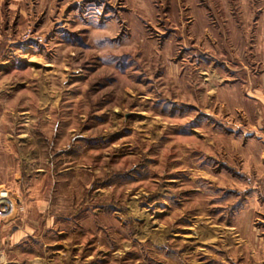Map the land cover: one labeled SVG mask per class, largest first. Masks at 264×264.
<instances>
[{
	"label": "rangeland",
	"instance_id": "obj_1",
	"mask_svg": "<svg viewBox=\"0 0 264 264\" xmlns=\"http://www.w3.org/2000/svg\"><path fill=\"white\" fill-rule=\"evenodd\" d=\"M72 1L0 44V245L12 222L53 264H262L199 204L223 92L264 68V0Z\"/></svg>",
	"mask_w": 264,
	"mask_h": 264
},
{
	"label": "crops",
	"instance_id": "obj_2",
	"mask_svg": "<svg viewBox=\"0 0 264 264\" xmlns=\"http://www.w3.org/2000/svg\"><path fill=\"white\" fill-rule=\"evenodd\" d=\"M79 1L84 0H73L71 4ZM36 2L41 4V0H0V44L4 34L18 29L25 18L30 24L37 21L39 4L30 10L31 5L28 6ZM234 74L230 91L223 92L220 102L229 116L225 120V155L214 162L219 161L221 170H215V174L209 171L210 192L206 194L207 204L203 201L199 204V216L218 214L228 220L230 225L225 226L226 239L230 238L228 245H233L235 231L247 248V255L264 264V203L260 199L264 194V68ZM213 205L223 209L216 207L212 212ZM8 226L11 230L5 236ZM2 230L5 241L0 245V264H53L50 251L34 249L36 237L31 226H15L11 222ZM195 235L201 238V233ZM215 236L216 233L208 232V238L216 239Z\"/></svg>",
	"mask_w": 264,
	"mask_h": 264
},
{
	"label": "built area",
	"instance_id": "obj_3",
	"mask_svg": "<svg viewBox=\"0 0 264 264\" xmlns=\"http://www.w3.org/2000/svg\"><path fill=\"white\" fill-rule=\"evenodd\" d=\"M38 40L42 42L41 39H38ZM260 199L264 203V194L261 195ZM13 208H14V203L11 198L10 192L5 188H1L0 189V215L5 212L8 213L9 211H12Z\"/></svg>",
	"mask_w": 264,
	"mask_h": 264
},
{
	"label": "bare ground",
	"instance_id": "obj_4",
	"mask_svg": "<svg viewBox=\"0 0 264 264\" xmlns=\"http://www.w3.org/2000/svg\"><path fill=\"white\" fill-rule=\"evenodd\" d=\"M13 212H14V208L12 209V211H9L7 214H5L4 217H8V216H10Z\"/></svg>",
	"mask_w": 264,
	"mask_h": 264
}]
</instances>
